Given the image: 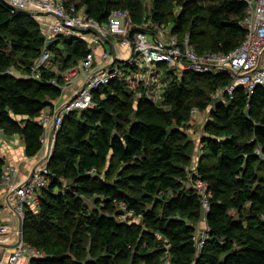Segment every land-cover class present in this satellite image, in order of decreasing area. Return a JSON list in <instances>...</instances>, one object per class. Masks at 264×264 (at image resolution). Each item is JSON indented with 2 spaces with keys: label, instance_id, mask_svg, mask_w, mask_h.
<instances>
[{
  "label": "trees",
  "instance_id": "1",
  "mask_svg": "<svg viewBox=\"0 0 264 264\" xmlns=\"http://www.w3.org/2000/svg\"><path fill=\"white\" fill-rule=\"evenodd\" d=\"M66 1L99 23L108 21L112 10H126L129 38L137 31L157 35L156 28L168 24L178 40L188 34L198 53L228 52L245 34L243 0H152L149 13L143 0ZM57 41L65 44L60 59L52 50ZM44 48L50 58L37 79L30 76L31 67ZM89 54L84 38H47L34 14L0 0V124L5 134H21L25 155L42 147L39 114L62 93V76L50 62L64 70ZM113 65L122 69L127 61L115 58ZM183 74L164 91L169 109L142 88L133 101V92L116 75L93 92V106L63 118L47 161L50 183L22 222L24 240L43 251L30 264H122L127 259L158 264L164 251L170 264H264V86L250 95L238 86L212 107L189 184L192 143L181 129L192 108L185 101L186 84L204 76L223 92L231 79L225 72L183 69ZM196 104L204 108L208 100ZM196 178L207 182L205 213L193 186ZM85 197H92L93 207ZM126 213L139 222L119 218ZM202 213L208 236L197 250L195 224ZM86 246L89 254L83 259Z\"/></svg>",
  "mask_w": 264,
  "mask_h": 264
},
{
  "label": "built area",
  "instance_id": "2",
  "mask_svg": "<svg viewBox=\"0 0 264 264\" xmlns=\"http://www.w3.org/2000/svg\"><path fill=\"white\" fill-rule=\"evenodd\" d=\"M6 1L16 7L23 8L33 4L43 12L53 15V20L44 25V33L47 38L55 34L80 36L87 41V46L90 49V54L77 64L79 68L85 67L82 73L76 72L78 71L77 65L69 67L65 72L66 80L74 77L66 75L69 73L75 76L80 75L84 79L77 93L67 99L58 111L46 112L43 110L39 114V120L44 125V132L41 136L42 142H45L47 138L48 125L52 123L55 126L51 145L48 147L45 156L47 159L44 161V158L42 164L34 168L30 175L17 185H13L16 167L11 162H7V159H3L2 171L0 172V189L7 188L9 190L8 201L20 222H23L28 209H36L39 206V191L46 188L50 183L47 161L52 154L55 135L63 118L74 109H85L93 106V92L118 73V66L110 63L104 68H94L93 48L103 39L92 31L83 32V28L92 26L99 29L103 35L121 36L124 42L128 40L132 43L130 52H140L148 63L163 61L171 65H181L184 69L195 72L227 73L231 80L223 89L222 100L225 99L224 94L229 97L232 96L238 86L242 87L247 95L252 94L258 86H264V0H243L246 3V13L242 20L245 34L239 45L228 52L207 51L205 53H198L195 50L189 41L188 34L181 40L172 36L166 43L156 37L150 38L148 32L145 31H137L132 38H129L127 36L128 12L126 10H112L108 21L99 23L83 8H76L74 3H68L66 0ZM89 33L90 36L88 37ZM160 34L162 37L164 36V33ZM101 55L103 59L109 61L110 52L107 49H104ZM49 58L50 52L44 48L33 63L30 76L37 79L41 78L42 66ZM7 71L14 73L12 69ZM51 81L55 82L54 79ZM3 135H5V129L0 124V139ZM193 186L198 192L205 213L209 209L207 182L197 178ZM124 207L122 205V208ZM9 230L10 226L2 221V207L0 206V234ZM202 242L203 240L201 244ZM42 255L43 251L25 241L22 231L19 230V239L13 251L8 255V260L14 263L24 256L32 258Z\"/></svg>",
  "mask_w": 264,
  "mask_h": 264
},
{
  "label": "rangeland",
  "instance_id": "3",
  "mask_svg": "<svg viewBox=\"0 0 264 264\" xmlns=\"http://www.w3.org/2000/svg\"><path fill=\"white\" fill-rule=\"evenodd\" d=\"M143 5H144L145 12L149 13V11L152 7V0H143ZM178 8L179 7L176 6V9H178ZM40 11L43 12L41 9H40ZM47 14H49V13H47ZM49 15H51V14H49ZM51 16L53 17V15H51ZM146 24H147V22H146ZM41 28H42V31L44 32V30H45L44 25ZM156 29H157L156 33H157V36L159 39L169 40V38H171L172 36L178 38L177 35H175V34L173 35L169 32V25L168 24L165 26H162L160 28H156ZM160 33H164V36L162 37ZM114 38L118 42L117 45L121 44V45H124L126 47V51L124 50V57H117V58H119V59L122 58V60L127 61V65L126 66L122 65V69L118 68L117 75H119V77H121L120 79H122L123 81L126 82V87L128 89H131V91L133 92L132 93L133 101L136 100V98L141 94L140 89L142 88L143 93L149 99L154 101L159 107H161L163 109H169L171 107V104H169L165 101L164 91L167 88L168 84L172 80L179 81V79L184 75L183 74L184 67L181 65H174V64L171 65L168 63H158V64H156L155 62L148 63L144 60V57L142 56V54L140 52H138V53L134 52L132 54L130 53L131 46H132V43L130 41L127 40L124 42L123 39H121L122 37L118 38L117 36ZM55 44H56V48H53L52 50L54 51L56 57L58 59H60L61 55H64L66 53L64 50L65 44L62 42L58 43V41ZM95 48H96V45H94L93 53H92L94 60H95V57H94ZM101 58H102V55H101ZM102 60H103V58H102ZM112 60H113V55H112V53H110L109 61L112 62ZM112 63H114V62H112ZM74 65H77V64H73L71 66H74ZM111 65H113V64H111ZM49 66L51 69L57 71V73H59L62 76L63 80L60 83L58 82V84H60V86L62 88V93L60 96H63V94H64V98H67V97H65L67 94L64 92V87L66 86V83L68 81H70V80L72 81L73 77L68 78L66 80L65 72L67 69L59 70L57 68V64L54 62H52V64L50 62ZM18 69L21 70L20 67ZM77 69H78V71H76V72L82 73L85 70V67L81 66L79 68V66L77 65ZM66 75L67 76H71V75L75 76V75L70 74V73H69V75L68 74H66ZM186 85H188L189 90L185 96V101L190 102L192 104V108L190 109V112H189L188 121H186L183 124V126H181V129L185 132V134H187L189 136V139L191 140V143H192V153L190 156V161L186 164V172H187V176H188V182H189V184H192V182H193L192 179L194 178L193 176L196 177V173H197V166H198V161H199V157H200V148L202 146L201 145V137L205 134V131H204L205 123H206V121L209 120L210 111H211L212 107L216 104V102L219 100L223 101L222 100L223 92H222V90L220 91V89H216V90L213 89L212 85L209 83L207 78L204 76L198 77L196 80H194L193 82H191L189 84L187 83ZM195 86L197 88L201 89L202 93H199L195 89ZM57 98H59V96ZM57 98H55V99H57ZM55 99L53 98V100H55ZM197 100H203V101L208 100V104H206V107H204V108H199L196 104ZM50 124H52V123H50ZM53 126L54 125H52V127ZM48 127H49V125H48ZM52 127H51V129H52ZM51 129H50V131H51ZM54 131H55V126H54ZM49 136H50V133H49ZM0 142H1V139H0ZM255 151L258 153V149H255ZM46 154H47V152H46ZM46 154H45V156H46ZM46 159H47V157L44 159V161ZM8 161L9 160H7V162ZM9 162H11V161H9ZM41 164H42V162H39L36 165H34L31 168L28 176L30 175V173L33 171L34 168H36L37 166H39ZM263 167H264V165H263ZM0 171H2V165H1ZM262 171H264V168L260 172H262ZM19 183H21V182L14 183V181H13V185H17ZM9 195H10V192L8 193V196ZM83 201L87 204L88 207H93V205H94L92 197H85ZM228 213H230L231 215L237 216L235 208H229ZM119 218L122 220L129 219V221L139 222V217H134V216L132 217L131 213H126ZM21 231H22V228H21ZM22 233H23V231H22ZM207 236H208V233H207L206 218H205V214L202 213L200 218L198 219V221L195 224L194 240H195V245L197 247V250H199L200 247L203 245L204 239ZM202 240H203V242L201 244ZM87 248H88V246H86V250H84L82 252L83 259H85L89 254V250H87ZM122 264H130V260L129 259L123 260ZM141 264H144V263H141ZM158 264H170L169 252L164 251L161 254Z\"/></svg>",
  "mask_w": 264,
  "mask_h": 264
},
{
  "label": "crops",
  "instance_id": "4",
  "mask_svg": "<svg viewBox=\"0 0 264 264\" xmlns=\"http://www.w3.org/2000/svg\"><path fill=\"white\" fill-rule=\"evenodd\" d=\"M34 12V17L40 23L41 27L43 25H47L53 19V17L45 12H41L39 7L36 5H29L26 7ZM90 36V33L87 35ZM148 36L150 38H158L157 35H154L148 32ZM164 43L170 40L161 39ZM115 42V43H114ZM117 40L112 36L110 38H106L102 40L100 43L96 44V48L94 51L95 57V69L104 68L106 65L111 63L108 60H102L101 53L104 49H107L110 53L115 51V56L117 60H122V58L117 57H124V50L126 51V47L124 45L118 44ZM131 53V52H130ZM113 54V53H112ZM84 79L80 77V75H76L72 78V81H68L66 86L64 87V92L67 94L64 98L63 96H59V98L55 100H51V104L47 105L44 109L46 112H55L58 111L64 101L69 99L71 96L75 95L83 84ZM68 92V93H67ZM52 124L47 127L46 132V140L43 142L42 147L40 150L33 156H27L24 153V143L23 137L19 133H12L2 136L0 142V158L7 159L13 163L16 167V173L14 176V183L22 182L25 180L31 170V168L39 162H42L45 154L48 149V141H49V133ZM8 193L9 190L7 188L0 189V206L2 207V221L7 223L10 226V230L5 232L4 234H0V264H30V258L28 257H21L16 262L11 263L8 260V255L13 251L16 243L19 239V218L15 213L14 209L12 208L11 204L8 201Z\"/></svg>",
  "mask_w": 264,
  "mask_h": 264
},
{
  "label": "water",
  "instance_id": "5",
  "mask_svg": "<svg viewBox=\"0 0 264 264\" xmlns=\"http://www.w3.org/2000/svg\"><path fill=\"white\" fill-rule=\"evenodd\" d=\"M5 2H6L10 7L14 8V9L22 10V11H25V12H27V13H31V14H34V12H35V11H32V10L27 9V8L16 7L15 5L9 3V2L6 1V0H5ZM83 30L86 31V32H87V31H92V32L98 34L103 40L106 39L105 36L103 35V33H101V32L99 31V29H97V28H95V27L88 26V27H86V28H83ZM112 53H113V54H112V55H113V60H112V62H114V59L116 58V56H115V51L113 50ZM112 62H111L110 64H112ZM53 132H54V126L52 127V129H51V131H50V136H49V141H48V147L51 145V139H52V134H53ZM21 228H22V222H20V224H19V230H20V231H21Z\"/></svg>",
  "mask_w": 264,
  "mask_h": 264
}]
</instances>
